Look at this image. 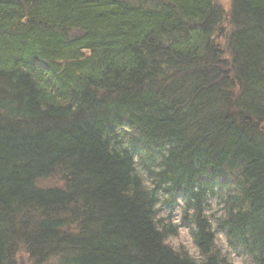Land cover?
I'll use <instances>...</instances> for the list:
<instances>
[{"label":"trees","instance_id":"1","mask_svg":"<svg viewBox=\"0 0 264 264\" xmlns=\"http://www.w3.org/2000/svg\"><path fill=\"white\" fill-rule=\"evenodd\" d=\"M228 19L222 45L214 0H0V264H192L156 231L160 192L204 254L216 199L231 251L264 264V0Z\"/></svg>","mask_w":264,"mask_h":264},{"label":"clouds","instance_id":"2","mask_svg":"<svg viewBox=\"0 0 264 264\" xmlns=\"http://www.w3.org/2000/svg\"><path fill=\"white\" fill-rule=\"evenodd\" d=\"M75 111V108L73 109ZM134 175H138L141 184L140 188L148 193L155 191L156 183L154 177L150 176L140 166L139 157H135L133 160ZM153 173L159 174L163 171L162 167L153 168ZM124 195L131 197L133 191L131 189L124 192ZM171 197L166 192L158 193L159 202L154 205V211L158 214L153 217V224L157 232H165L169 226L176 227L177 231L168 233L165 239L162 241L165 247H171L173 252L180 256L181 259L185 257L192 261V264H207L208 256L220 250V256L226 257L228 264H244L243 258H236L235 253L231 251L228 238L222 232H217V220H223L227 218V212L224 210V206L216 201L210 202V207H204L201 215L208 221L210 225V231L213 233V239L211 241V251L204 254L201 248L195 243L193 236L191 235L192 229H197L195 222L192 223L191 228L184 226L185 215L195 217L196 213L194 209H188L183 199L177 200V207L172 211L171 216L168 212H161L164 202L170 200ZM215 217V218H213Z\"/></svg>","mask_w":264,"mask_h":264},{"label":"rangeland","instance_id":"3","mask_svg":"<svg viewBox=\"0 0 264 264\" xmlns=\"http://www.w3.org/2000/svg\"><path fill=\"white\" fill-rule=\"evenodd\" d=\"M130 1V0H128ZM232 1L233 0H214L215 5L220 8L221 10L225 11V24L223 25V27L221 26L220 29H222L223 31H225V29L227 27H230V22L228 20L229 18V14H230V10H231V5H232ZM222 45L225 43V38H221L220 39ZM218 43V42H217ZM227 50H225L226 52ZM225 63H228V60L231 61V58H229V56H226L225 58ZM223 67L221 66V69ZM61 184V180L58 176H56L55 178H50L48 180H45L41 185L45 188V187H56V186H60ZM177 200L178 198H174V204H173V208H166L165 206H163V208H161L160 210H162L161 212H168V210L170 209H175L177 207ZM216 201V199H215ZM215 218V217H213ZM185 226V224H184ZM17 264H33L34 260H32L31 258H29V255L27 253V251L24 249V247H20L19 250L17 251ZM236 258H243L242 256H239L237 254H235ZM244 260V264H252V262L247 259V258H243ZM45 264H57L56 260H54L53 258L49 259V261Z\"/></svg>","mask_w":264,"mask_h":264},{"label":"bare ground","instance_id":"4","mask_svg":"<svg viewBox=\"0 0 264 264\" xmlns=\"http://www.w3.org/2000/svg\"><path fill=\"white\" fill-rule=\"evenodd\" d=\"M228 20H229V19H228ZM225 21H226V20H225ZM229 22H230V27H227V28L225 29L224 34H223L224 38H225V36H228V34H229L230 31H233V25H232V22H231L230 20H229ZM244 115H246V114H244ZM246 118L249 119L251 122H252L253 120H256V119H257V118H253L252 116H249V115H247ZM254 123L258 124V127H259V129H260V132L264 134V122H254ZM220 181H221V179H218L217 183H220ZM173 210H174V209H170V210H168L169 216H171V213H172ZM160 211H162V210H160Z\"/></svg>","mask_w":264,"mask_h":264}]
</instances>
